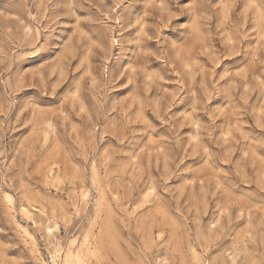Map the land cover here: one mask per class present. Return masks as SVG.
I'll return each mask as SVG.
<instances>
[{
    "label": "rangeland",
    "instance_id": "1",
    "mask_svg": "<svg viewBox=\"0 0 264 264\" xmlns=\"http://www.w3.org/2000/svg\"><path fill=\"white\" fill-rule=\"evenodd\" d=\"M0 264H264V0H0Z\"/></svg>",
    "mask_w": 264,
    "mask_h": 264
}]
</instances>
